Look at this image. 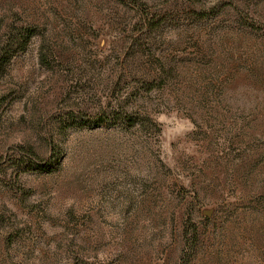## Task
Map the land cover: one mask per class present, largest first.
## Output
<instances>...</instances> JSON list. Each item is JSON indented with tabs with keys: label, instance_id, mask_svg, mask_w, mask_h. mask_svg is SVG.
Listing matches in <instances>:
<instances>
[{
	"label": "rangeland",
	"instance_id": "1",
	"mask_svg": "<svg viewBox=\"0 0 264 264\" xmlns=\"http://www.w3.org/2000/svg\"><path fill=\"white\" fill-rule=\"evenodd\" d=\"M25 21L0 264H264V0H0Z\"/></svg>",
	"mask_w": 264,
	"mask_h": 264
},
{
	"label": "trees",
	"instance_id": "2",
	"mask_svg": "<svg viewBox=\"0 0 264 264\" xmlns=\"http://www.w3.org/2000/svg\"><path fill=\"white\" fill-rule=\"evenodd\" d=\"M38 34H40L38 26L32 22L25 21L20 24H10L0 38V71L5 68L4 66L8 64L14 53L25 50L31 39ZM46 47L47 51L51 52V48L49 46ZM43 59L44 57H41L42 61ZM93 122L96 126L104 124L101 120H94ZM196 237L197 235L194 231V235L191 237L193 240L190 238L192 242L188 244L191 248L190 252L194 250L197 244ZM183 262L187 264L189 259Z\"/></svg>",
	"mask_w": 264,
	"mask_h": 264
},
{
	"label": "water",
	"instance_id": "3",
	"mask_svg": "<svg viewBox=\"0 0 264 264\" xmlns=\"http://www.w3.org/2000/svg\"><path fill=\"white\" fill-rule=\"evenodd\" d=\"M206 214H207V215H209V214H210V212H207Z\"/></svg>",
	"mask_w": 264,
	"mask_h": 264
}]
</instances>
